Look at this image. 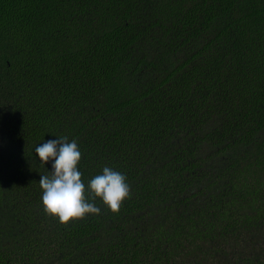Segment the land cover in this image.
Listing matches in <instances>:
<instances>
[{
	"label": "trees",
	"instance_id": "trees-1",
	"mask_svg": "<svg viewBox=\"0 0 264 264\" xmlns=\"http://www.w3.org/2000/svg\"><path fill=\"white\" fill-rule=\"evenodd\" d=\"M62 136L118 213H45ZM0 264H264V0H0Z\"/></svg>",
	"mask_w": 264,
	"mask_h": 264
},
{
	"label": "clouds",
	"instance_id": "clouds-1",
	"mask_svg": "<svg viewBox=\"0 0 264 264\" xmlns=\"http://www.w3.org/2000/svg\"><path fill=\"white\" fill-rule=\"evenodd\" d=\"M38 161L45 165L52 162V170L41 175V204L46 214L61 224L99 215L101 209L94 202L97 198L112 213L120 211L122 203L130 197V185L125 175L104 167L85 185L78 164L82 153L77 141L66 136L48 140L35 147Z\"/></svg>",
	"mask_w": 264,
	"mask_h": 264
}]
</instances>
